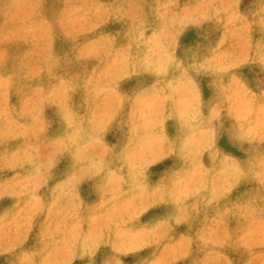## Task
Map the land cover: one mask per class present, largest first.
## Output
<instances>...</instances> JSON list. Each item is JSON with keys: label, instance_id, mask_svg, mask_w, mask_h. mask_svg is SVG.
<instances>
[{"label": "rangeland", "instance_id": "obj_1", "mask_svg": "<svg viewBox=\"0 0 264 264\" xmlns=\"http://www.w3.org/2000/svg\"><path fill=\"white\" fill-rule=\"evenodd\" d=\"M196 2L198 3V0H178V2L177 0H3L0 3V58L3 52H7L19 43L21 36H27L31 45L30 54L26 57L27 74L35 82L42 74L38 67L41 63H47V67L50 70L54 69L55 72L61 70L65 75L71 72L70 58L68 63H65L59 59L60 54L57 56L55 53L60 39L53 38L58 33H61L64 39L79 41L82 47L79 53L71 52L70 54H73L72 56L77 54L80 60H83L91 50L103 48L110 42L109 36H113L111 41L114 45L113 58L104 64L105 66L98 73L100 85L107 88L109 73L116 69L112 65H107L128 61L129 55L126 51L133 47V40L137 34H140L151 16H154L160 25L157 37L168 39V25L183 23V20H174L175 13H184L187 19L205 22L198 19L199 13L194 10ZM255 3V0H244L241 7L245 12H249L259 6ZM115 19L118 20L115 24L116 30L114 29ZM224 23L226 28H223L225 30L223 50L212 54L206 53L204 62L209 65L225 66L238 54H243L253 64L245 65L239 71L253 91H260L264 88V71H261L258 65L264 60V56L260 53V49L264 47L260 32L256 28H249L247 35L244 36L231 30L226 18ZM205 28L207 29L206 38L201 35L200 29L189 26L181 38L182 47L198 44L208 37L210 39L211 29L207 25ZM121 31L126 32L121 33ZM81 36H89V40L82 42L78 39ZM137 43L138 40L134 43L135 47ZM167 55L159 54L160 70L166 65ZM111 68H114L113 71ZM0 75V112H2L7 111L11 105L15 77L13 71L0 72ZM65 89V84L60 85L51 103L45 100L44 88L40 91H25V94H20L21 96L24 94L25 97L16 106L26 116L25 122L22 123L30 128L31 133L40 131L43 121L41 116L47 112L50 104H55L67 114L69 113L66 117L69 123L73 122L74 115L71 111L74 104L70 102L73 99L65 98L67 94ZM87 92L91 93L89 90ZM110 102L111 97L102 94L94 103V110L91 105L86 108L92 118L93 128L98 122L104 123L108 120ZM37 111L39 114L36 113ZM93 111L95 117H93ZM35 114H38V119L34 116ZM234 115L240 118L236 120L238 126L247 124L244 130L246 135H238L237 138L246 140L254 146L258 145L260 140L255 123H258L259 114L253 115L250 107L245 106ZM108 125L109 123L106 124V129ZM2 126L3 124L0 128ZM5 136L0 137L1 142L4 139L12 140ZM54 140L58 144L59 140ZM98 142L102 143L101 139ZM221 146L235 151L228 145L226 138L221 141ZM49 150L50 148L45 147L43 154L49 153ZM236 154L243 156L239 152ZM215 158L214 153H208L206 161L202 156L200 164L193 167L195 174L192 178L173 180L174 183L166 187L167 195L170 193L177 195L172 200L174 204H179L178 207H174L175 211L179 212L176 220L167 219L162 223H158L159 219L151 222L149 219L143 220V216L145 214L149 216L148 213L151 212H148L150 207L148 208L147 203H153L158 197L156 191L120 192L115 190L118 184L115 179L104 185L108 189L104 198L96 197L89 201L86 200L87 192L83 185L78 184L76 187H68V196L62 198L59 204L61 207L59 213L44 224L41 232H39L41 228L39 229L38 232L43 239L38 243L50 246L51 240L57 235L59 237L55 239L54 244H63L67 237L74 239L76 223L69 222L66 227L62 224L71 213L74 215L82 200L86 202L81 213L86 234L97 239L103 235V228L106 227L113 233L109 241L93 243L83 254L91 255L94 249L97 256H91V258H95L97 264H100L102 260L105 264H141L142 261L143 264H229V262L231 264H264V255H262L264 253V180L258 172L250 177H238L235 175V160L226 165L223 162H215ZM16 160L17 158L11 157L5 162L15 164ZM99 160V162H106V159ZM256 160L257 154L254 153L250 162H256ZM39 179H33L32 185L35 188L38 186ZM37 198L39 201L35 200L36 207L31 211L29 207L33 203L26 200L21 204L20 212L14 215H2L0 245L3 247L0 251L3 253L12 251L16 247L13 239H23L33 220L41 221L45 216L41 212L42 198L40 196ZM4 199V186H0V207L6 205ZM145 231L148 234L146 236ZM86 238L92 241L89 237ZM19 254L26 256L21 251ZM4 257L5 255L1 260ZM57 257L58 255L49 251L44 257L45 263L67 264L74 259L73 256L66 257L65 253L63 257ZM87 257L90 258V256ZM53 259L56 261H52ZM88 261L85 260L80 264H88Z\"/></svg>", "mask_w": 264, "mask_h": 264}, {"label": "bare ground", "instance_id": "obj_2", "mask_svg": "<svg viewBox=\"0 0 264 264\" xmlns=\"http://www.w3.org/2000/svg\"><path fill=\"white\" fill-rule=\"evenodd\" d=\"M111 5L114 6L115 3H111ZM185 10L187 9L185 8ZM117 21V19L114 20V25L117 24ZM207 26L212 32L210 39L208 37L207 39L201 40L198 44H191V46L195 47L200 45L202 48L208 47L206 53L209 54L223 50V41L225 40V30H223V28H226L224 18H213L212 22L207 24ZM159 27V22L154 16H151L141 29L140 34H137L133 40V47L126 51V53L129 55L128 60L138 61L143 66L145 72L158 79H163L169 75V67L166 62L165 67L160 70L158 62L160 53L168 54V39H160L161 36L157 37V30ZM116 28L117 25L114 26L115 30ZM123 29L125 28L123 27ZM125 32L126 31H121V33ZM21 37L22 38L19 36V43L8 49L7 52H3L0 58V72L9 73L13 71L15 77V85L11 95V105L7 111L3 110L0 112V126L3 124L0 128V137L6 135L5 138H12V140L4 139L2 142L0 141V186H4V203L6 202V205L0 207V222L2 215H14L20 212L21 204L26 200L33 203V205L29 207L31 211L36 207L35 200L39 201L37 198L39 196L42 198L41 212L45 214V216L41 221L35 219L30 223V229L23 239H13L16 243V247L12 251L4 252L3 255H5V257L1 260L2 256H0V263L9 264V261L13 259L22 260L24 264H46L44 257L51 251L58 255L57 258L63 257V253L66 254V257L73 256L74 259H71L70 262H68L67 259V264H80L85 260L93 259L91 256H97V252L94 249V253L91 255H83L89 245L101 241L103 243L109 241L111 237H113V233H111L112 231L108 227L103 228V235L97 239L86 234V231H84V222L81 220V213L83 212V207L86 202L81 200L74 215L71 213L69 217L64 219L65 222L62 224V226L65 225L66 227V225H69V222L71 224L74 222L76 223L75 233H73L75 235L74 239L67 237L65 238L66 242L63 244H54L55 239L59 237V235H57L56 237L54 236L55 238L52 237V240L50 239V246H48L38 243L43 239L39 232H41L44 224H47L51 219L55 218L61 210L59 204L62 198L68 196V187H76L78 184H82L84 190L87 192V195L85 193L86 200L89 201L96 197L98 199L104 198L108 192V189L105 188L104 185H107L111 180L115 179H117L118 183L115 190L120 192L133 190L136 192L123 180L119 166L112 164L110 160L107 159L105 160L106 162L103 163L99 162L100 160L98 161L92 158L94 139L92 130L95 127L93 128L91 125L92 118L86 111L89 105H91V108L94 110V103L96 100H98L102 94H106V90L110 87L112 83L111 77L121 73L123 71L121 65L125 63L107 65H112L116 69L114 72L109 73L110 78L106 85L108 87H102L99 83L98 73L99 70L105 66L104 64L113 58L114 45L111 43L113 36H109L110 42L103 48L91 50L83 60H80L77 54H74V56L70 54L71 52L79 53L82 48L79 41L76 39H74V41H71L73 39H64L65 37H63L61 33H58L53 38L60 39L55 53L57 56L60 54L59 59L65 63H68L70 58L72 62L71 72L65 75L61 70L55 72L54 69L50 70L47 67V63H41L38 67L41 69L42 74L33 82L30 75L27 74L28 69L26 62V57L30 54L31 45L27 40L29 39L27 36ZM78 39L85 42L89 40V36H81ZM136 40H138V43L135 47L134 43ZM62 68L64 69V67ZM127 75L126 72L123 73L120 85L121 90L125 92H130L144 86L152 79L149 75L127 79ZM156 82L157 81H154L153 83L155 84ZM63 84L66 85L65 90L67 91L65 98L72 97L73 99L70 100V102L74 104L71 111L74 115L73 122L69 123L66 117L67 115L69 116V113L67 114L55 104H50L47 108V112L41 116L43 121L40 131L31 133L30 128L23 125L22 122H25L24 118L26 116L21 113L16 104L19 105L21 103L22 98L25 97V91L35 92L40 91L41 88L45 90V100L51 103L58 87ZM173 84L179 87L180 81L173 78ZM88 90L91 93L88 94ZM21 93L24 94L21 96ZM117 95H119V93H117ZM205 95H208L207 90H205ZM36 113L39 114L38 111ZM37 115L35 114L34 116ZM93 117H95V112ZM229 118L235 123L236 120L240 119L236 115H232ZM39 121L41 120L39 119ZM99 123L100 122H98V124ZM107 123H109V125L101 140L102 143H104L109 150L114 147L117 150L122 147L123 150V145L127 142V135L121 123V119L115 120L112 124L110 120ZM169 127H172L171 123ZM54 139L59 140L58 144ZM95 139L97 141L100 140L98 137ZM45 147L50 148L47 154H43V149ZM213 153L216 156L215 162H223L228 165L234 160L230 156L222 155L218 151ZM11 157L17 158L15 164L8 161L5 162V160H10ZM207 163L209 162L207 161ZM170 165H172L171 161H166L161 165H157L151 173L153 181L145 183L140 190L156 191L158 196L153 203H147L148 208L150 207L148 212H151L148 213L149 216L145 214L143 220L149 219L151 222L159 219L158 223H162V221L167 219L176 220L179 217L178 210L175 211L174 209V207H178L179 204H174L172 202L177 195L175 193L167 195L166 191L168 188L166 187L171 185L170 183H174L173 180L192 178L195 174L193 167L196 165L174 169L164 179L155 181L162 171ZM86 168L90 170L89 174L92 178L84 181L83 177ZM34 178H40L37 188L32 185ZM94 190L95 192L92 193ZM135 204L138 208L137 202H135ZM25 206L27 207L28 205ZM140 220H142V218H140ZM146 235L148 234L145 231V236ZM86 237H89L92 241L88 240ZM88 249L90 250L91 248ZM19 251L26 256H21ZM87 256H90V258ZM52 261L56 260L53 259Z\"/></svg>", "mask_w": 264, "mask_h": 264}, {"label": "clouds", "instance_id": "obj_3", "mask_svg": "<svg viewBox=\"0 0 264 264\" xmlns=\"http://www.w3.org/2000/svg\"><path fill=\"white\" fill-rule=\"evenodd\" d=\"M255 2L259 6L245 12L241 7L244 0H198L194 10L199 13L198 19L205 21L203 23L187 19L184 13L173 14L174 20H183V23L168 25V55L165 60L169 75L158 79L145 72L138 61L128 60L121 65L123 71L111 77L112 83L106 95L111 97L108 120L112 124L121 119L127 142L123 150L122 147L119 150L115 147L107 149L95 138L103 139L108 120L99 123L92 130V158L107 159L119 166L123 180L137 192L145 183L153 181L151 173L157 165L172 162L155 181L164 179L174 169L198 165L202 156L206 161L208 153L217 151L236 161V176L250 177L258 172L264 180V88L253 91L239 71L253 63L243 54H238L225 66L209 65L204 62L208 47H182L181 43L189 26L200 29L201 35L206 38L205 26L213 18L220 17L228 20L231 30L244 36L249 28L258 29L264 41V0ZM260 53L264 56V47ZM258 65L264 71V60ZM124 72L128 74L127 79L142 75H149L152 79L144 86L125 92L120 87ZM173 78L180 81L179 87L173 84ZM154 81L157 82L154 84ZM245 106L250 107L253 115L259 114L255 127L260 142L256 146L237 138L238 135H246L244 130L247 124L241 127L229 119ZM225 138L235 151L221 146ZM237 152L243 156L237 155ZM254 153L257 160L250 162ZM89 171L85 169L84 181L92 178ZM0 256H3L2 251ZM9 264L24 262L11 259ZM88 264H97V260L90 259ZM100 264H105V261L102 260Z\"/></svg>", "mask_w": 264, "mask_h": 264}]
</instances>
